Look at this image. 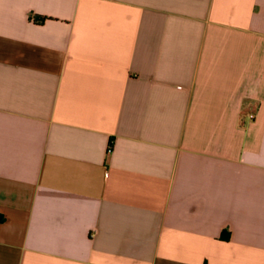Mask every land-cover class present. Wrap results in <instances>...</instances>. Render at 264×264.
Wrapping results in <instances>:
<instances>
[{
    "label": "crops",
    "instance_id": "obj_1",
    "mask_svg": "<svg viewBox=\"0 0 264 264\" xmlns=\"http://www.w3.org/2000/svg\"><path fill=\"white\" fill-rule=\"evenodd\" d=\"M0 264H264V0H0Z\"/></svg>",
    "mask_w": 264,
    "mask_h": 264
},
{
    "label": "trees",
    "instance_id": "obj_2",
    "mask_svg": "<svg viewBox=\"0 0 264 264\" xmlns=\"http://www.w3.org/2000/svg\"><path fill=\"white\" fill-rule=\"evenodd\" d=\"M42 20H44V18H42Z\"/></svg>",
    "mask_w": 264,
    "mask_h": 264
},
{
    "label": "built area",
    "instance_id": "obj_3",
    "mask_svg": "<svg viewBox=\"0 0 264 264\" xmlns=\"http://www.w3.org/2000/svg\"><path fill=\"white\" fill-rule=\"evenodd\" d=\"M252 117V116H251Z\"/></svg>",
    "mask_w": 264,
    "mask_h": 264
}]
</instances>
